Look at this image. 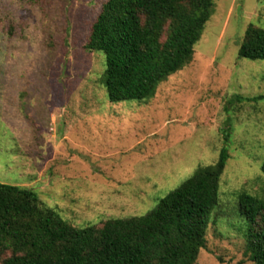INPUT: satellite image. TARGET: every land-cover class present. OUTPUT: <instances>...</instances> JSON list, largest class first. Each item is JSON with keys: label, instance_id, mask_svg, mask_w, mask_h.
Listing matches in <instances>:
<instances>
[{"label": "rangeland", "instance_id": "obj_1", "mask_svg": "<svg viewBox=\"0 0 264 264\" xmlns=\"http://www.w3.org/2000/svg\"><path fill=\"white\" fill-rule=\"evenodd\" d=\"M105 1L0 0V183L63 223L102 227L153 211L226 147L194 264H252L238 199L264 201V60L239 49L264 29V0H213L193 60L153 98L119 102L105 54L86 48Z\"/></svg>", "mask_w": 264, "mask_h": 264}, {"label": "trees", "instance_id": "obj_2", "mask_svg": "<svg viewBox=\"0 0 264 264\" xmlns=\"http://www.w3.org/2000/svg\"><path fill=\"white\" fill-rule=\"evenodd\" d=\"M213 5V0L105 1L86 48L105 54L103 83L110 100L153 98L163 81L193 60ZM239 55L264 60L263 28H248ZM228 159L223 147L215 164L198 168L153 211L102 227L63 223L43 214L29 190L0 183V246L13 249L0 264H194L207 246V222ZM238 203L247 221L246 251L252 264H264V201L242 193Z\"/></svg>", "mask_w": 264, "mask_h": 264}]
</instances>
